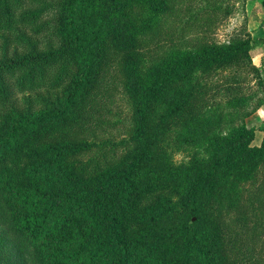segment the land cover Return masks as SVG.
I'll return each mask as SVG.
<instances>
[{
    "label": "trees",
    "instance_id": "16d2710c",
    "mask_svg": "<svg viewBox=\"0 0 264 264\" xmlns=\"http://www.w3.org/2000/svg\"><path fill=\"white\" fill-rule=\"evenodd\" d=\"M181 1L0 0V264L259 262L243 221L264 209V124L245 122L264 101L253 43L147 60ZM117 87L127 124L101 112Z\"/></svg>",
    "mask_w": 264,
    "mask_h": 264
},
{
    "label": "rangeland",
    "instance_id": "374dc122",
    "mask_svg": "<svg viewBox=\"0 0 264 264\" xmlns=\"http://www.w3.org/2000/svg\"><path fill=\"white\" fill-rule=\"evenodd\" d=\"M244 1L245 0H182L175 12L166 16V21L159 33L156 34L155 39L148 43V54H146L145 58L151 60L168 49L186 51L205 44H226L233 38L243 36L245 33L246 20L243 18L241 5ZM245 80V90L254 88V75L249 74ZM19 97L21 96L19 95ZM206 100L207 104H212L214 102L211 96H208ZM101 102L103 106L101 112L103 118L107 122L120 121L121 124H127L126 121L128 120L131 110L128 99L124 96L120 88H115L109 99L104 96L100 103ZM253 116L245 120L247 127L259 128L262 126H256L257 124H254L251 120ZM218 130H224V122L218 125V127L212 124L210 126H202L198 129H190V133L193 135V143L196 145L204 143L205 138L212 136V134ZM255 134L253 144L259 146L263 133L257 130ZM101 136L102 138L108 136L115 142L126 137L124 128L109 130ZM174 136V134H171L170 138L173 139ZM185 156L186 152L180 151L174 154L173 159L178 163ZM257 187L258 185L256 184L254 186H248L245 189L256 191ZM244 200H246V196ZM243 221L245 222L244 228L249 236L251 233L249 228L253 227L257 236L260 237L259 240L255 239L252 241L250 238L252 236H250L247 238L246 242L249 246L251 244L254 245L255 249L262 250H257V256L260 258L257 264H264V209L262 213L260 209L255 210V212L247 209Z\"/></svg>",
    "mask_w": 264,
    "mask_h": 264
},
{
    "label": "crops",
    "instance_id": "0c3cea01",
    "mask_svg": "<svg viewBox=\"0 0 264 264\" xmlns=\"http://www.w3.org/2000/svg\"><path fill=\"white\" fill-rule=\"evenodd\" d=\"M241 10L246 20L245 33L249 34L253 43L250 57L263 81L264 97V0H245ZM251 120L256 126L264 124V101Z\"/></svg>",
    "mask_w": 264,
    "mask_h": 264
}]
</instances>
